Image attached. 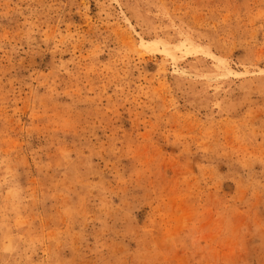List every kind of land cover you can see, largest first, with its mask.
<instances>
[{
	"label": "rangeland",
	"instance_id": "1",
	"mask_svg": "<svg viewBox=\"0 0 264 264\" xmlns=\"http://www.w3.org/2000/svg\"><path fill=\"white\" fill-rule=\"evenodd\" d=\"M0 264H264V0H0Z\"/></svg>",
	"mask_w": 264,
	"mask_h": 264
},
{
	"label": "bare ground",
	"instance_id": "2",
	"mask_svg": "<svg viewBox=\"0 0 264 264\" xmlns=\"http://www.w3.org/2000/svg\"><path fill=\"white\" fill-rule=\"evenodd\" d=\"M164 47H165V50L170 51L168 46L165 45Z\"/></svg>",
	"mask_w": 264,
	"mask_h": 264
}]
</instances>
